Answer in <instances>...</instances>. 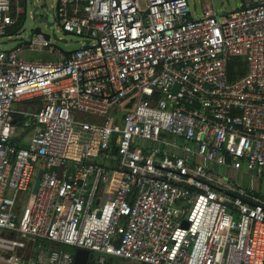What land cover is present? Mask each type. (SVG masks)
<instances>
[{"label":"built area","instance_id":"2783aa9c","mask_svg":"<svg viewBox=\"0 0 264 264\" xmlns=\"http://www.w3.org/2000/svg\"><path fill=\"white\" fill-rule=\"evenodd\" d=\"M18 14L0 0V37ZM54 15L80 49L36 33L0 50V264H73L61 245L90 264H264V0L195 18L186 0H58Z\"/></svg>","mask_w":264,"mask_h":264},{"label":"rangeland","instance_id":"374dc122","mask_svg":"<svg viewBox=\"0 0 264 264\" xmlns=\"http://www.w3.org/2000/svg\"><path fill=\"white\" fill-rule=\"evenodd\" d=\"M17 5H15L19 14L22 13L24 8V0H16ZM188 4V8L190 11L191 17L195 18L202 13V5L206 2L205 0H186ZM58 0H25V6L27 8V17L24 21L23 25L19 30L12 33L11 35L0 37V50L7 51L16 48L22 42H27V39L31 36L30 32L35 27H39L43 34L49 35L50 44L61 49L64 52H71L82 47L83 40L78 37L65 34L61 28L55 23V15L54 13H50L49 11H54L56 8ZM213 8L216 12L221 15L224 13H229L234 11L235 9L240 8L241 0H212ZM209 0V3L212 4ZM44 4L45 8L40 10L39 13L46 18V22L37 23L33 21L30 11L34 5ZM212 6V5H210ZM20 10V11H19ZM18 14V16H19ZM48 23H52V25L48 26ZM65 40L62 42L61 40ZM29 61L34 60H48L53 61L56 60V57L44 52H25L22 55ZM240 182L245 185L246 188H252L253 181L250 177H241ZM264 189V186H262ZM114 261L113 264H115ZM127 264H133L127 262ZM135 264V263H134Z\"/></svg>","mask_w":264,"mask_h":264},{"label":"water","instance_id":"95a60500","mask_svg":"<svg viewBox=\"0 0 264 264\" xmlns=\"http://www.w3.org/2000/svg\"><path fill=\"white\" fill-rule=\"evenodd\" d=\"M45 8V5L44 4H41V5H34L30 11V15L33 19V21L37 22V23H44L46 22V18L44 16H42L39 11L44 9ZM50 13H54V11H49ZM27 8L25 6V0H24V8H23V11L21 13L22 15V20L20 22V25L19 27L17 28V30L20 29V27L23 25L24 21L26 20V17H27ZM48 26L52 25V23H48L47 24ZM16 30V31H17ZM36 33H42L40 28L39 27H35L34 29L31 30L30 34L31 36L33 34H36ZM65 33V32H64ZM43 34V33H42ZM67 34V33H65ZM11 35V34H10ZM44 37L46 39H49V35L47 34H43ZM62 42H65V40H61ZM69 54V52H65V55ZM132 105V101L130 103H128L126 105V107H130ZM41 176V172H39L37 178H36V181L34 183V186H33V192L35 193L36 190H37V187H38V183H39V178ZM60 250L61 251H64V252H68V253H72L73 254V264H88L89 262V259H90V253L88 250H85V249H81V248H75L73 249L72 247L70 246H67V245H61L60 246Z\"/></svg>","mask_w":264,"mask_h":264},{"label":"crops","instance_id":"0c3cea01","mask_svg":"<svg viewBox=\"0 0 264 264\" xmlns=\"http://www.w3.org/2000/svg\"><path fill=\"white\" fill-rule=\"evenodd\" d=\"M205 1L206 2L204 3V5H202V9L214 6L212 0H210L212 2V4L209 3V0H205ZM13 5H14V8L16 9V7H15V5H17V1L16 0H13ZM210 5H212V6H210ZM8 34H10V33H8ZM25 52H44V53H47L45 51H31V50L25 49L22 53H20V57L23 58V59H26V58H24L22 56ZM50 55H53L54 57H56V55H54V54H50ZM56 59H57V57H56ZM34 61H48V60H34ZM262 186H264V185L256 184L254 192H255L256 195L264 197V189H262ZM252 188H254V187L252 186ZM135 264H139V263H135Z\"/></svg>","mask_w":264,"mask_h":264},{"label":"trees","instance_id":"16d2710c","mask_svg":"<svg viewBox=\"0 0 264 264\" xmlns=\"http://www.w3.org/2000/svg\"><path fill=\"white\" fill-rule=\"evenodd\" d=\"M22 20V15L19 14V17H18V21L16 23V25H14L13 27H11L9 30H8V33L12 34L14 32H16L17 28L19 27L20 25V22ZM240 72H241V69H239ZM236 76V70H235V61L233 60L230 65H229V78L230 79H233L234 77ZM23 146V145H22ZM93 261V257L92 259L88 262V264H90L91 262ZM115 264H127V262L125 261H121V260H117L115 262ZM141 264V263H139Z\"/></svg>","mask_w":264,"mask_h":264}]
</instances>
